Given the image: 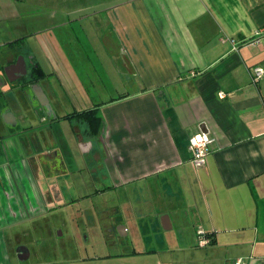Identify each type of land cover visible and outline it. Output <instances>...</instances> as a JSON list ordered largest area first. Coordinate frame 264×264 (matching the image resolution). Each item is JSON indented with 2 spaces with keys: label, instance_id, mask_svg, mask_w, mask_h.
Listing matches in <instances>:
<instances>
[{
  "label": "crops",
  "instance_id": "0c3cea01",
  "mask_svg": "<svg viewBox=\"0 0 264 264\" xmlns=\"http://www.w3.org/2000/svg\"><path fill=\"white\" fill-rule=\"evenodd\" d=\"M20 56L42 70L36 91L30 75L5 74ZM255 67L264 0H0V259L52 236V213L90 201L123 237L167 232L166 246L126 250L135 262L264 264ZM203 125L215 142L195 168L189 139ZM199 231L213 243L198 247Z\"/></svg>",
  "mask_w": 264,
  "mask_h": 264
},
{
  "label": "rangeland",
  "instance_id": "374dc122",
  "mask_svg": "<svg viewBox=\"0 0 264 264\" xmlns=\"http://www.w3.org/2000/svg\"><path fill=\"white\" fill-rule=\"evenodd\" d=\"M32 117L36 118L34 113H32ZM82 175L84 179L81 177L80 181L87 185L82 192L86 193L87 189L92 192L87 173L84 172ZM98 213L100 212H95L90 201L80 202L72 208L67 207L52 213L49 215L52 222V236L36 239L32 244H28L27 246L31 249L28 260L21 261L18 254L12 252L8 258L0 259V264H82L79 262L81 259L74 260L73 256L83 258L85 261L92 259L86 264H155L151 258L140 263L123 254L129 248L140 250L144 247L161 248L166 246L165 239L159 237L166 235L165 230L135 227L129 228L130 235L123 237L118 223L106 220L98 221V217L101 216ZM38 249L48 251L47 256L37 253ZM202 251H206V249ZM162 256H165L162 259V264H172L174 259L178 264H188L189 262L188 257L185 259L169 254Z\"/></svg>",
  "mask_w": 264,
  "mask_h": 264
},
{
  "label": "built area",
  "instance_id": "2783aa9c",
  "mask_svg": "<svg viewBox=\"0 0 264 264\" xmlns=\"http://www.w3.org/2000/svg\"><path fill=\"white\" fill-rule=\"evenodd\" d=\"M262 31L257 32L260 35ZM264 77V69L262 67H255L252 75V82L257 85ZM220 98H225L224 93H220ZM215 139L212 137L211 132L206 126H201L200 131L192 135L189 139V151L192 158L191 163L195 168H201L207 165L208 157L210 154L211 146L214 144ZM211 244V238L202 231L198 232V247L205 248ZM236 264H244L242 259H239Z\"/></svg>",
  "mask_w": 264,
  "mask_h": 264
},
{
  "label": "flooded vegetation",
  "instance_id": "af4514ba",
  "mask_svg": "<svg viewBox=\"0 0 264 264\" xmlns=\"http://www.w3.org/2000/svg\"><path fill=\"white\" fill-rule=\"evenodd\" d=\"M19 59L14 64H12L9 67L4 69L5 74L7 75L8 78L14 79L17 76H19L20 73H22L23 70L21 69L20 66L14 68V66L18 63ZM41 74H42V71L39 70V68H37L36 66L31 68V72L29 74V70H28V68L26 66V74L24 76L20 77V79L21 78H27V76L30 75L32 77V81L31 82L33 84V82L37 83L39 81V78H40ZM20 79H18V80H20ZM34 84H33L32 88H33V91H36L34 89V86H35ZM86 134L93 135V133L91 132V129H90L88 124H87ZM27 245L28 244H26V243L17 245L15 252L18 254L19 258L25 259L26 256L28 257L26 260H28L30 258L31 249ZM27 251H28V253H27ZM36 252L41 254V255H44V256H47V253H48V251H46L44 249H42V250L39 249V251H36Z\"/></svg>",
  "mask_w": 264,
  "mask_h": 264
},
{
  "label": "trees",
  "instance_id": "16d2710c",
  "mask_svg": "<svg viewBox=\"0 0 264 264\" xmlns=\"http://www.w3.org/2000/svg\"><path fill=\"white\" fill-rule=\"evenodd\" d=\"M40 76H42V74ZM82 118L85 119V122L89 125L93 135H96L99 132L101 126V120L98 117H96L95 112H87L86 114L82 115ZM212 243L213 242L211 241V244Z\"/></svg>",
  "mask_w": 264,
  "mask_h": 264
},
{
  "label": "water",
  "instance_id": "95a60500",
  "mask_svg": "<svg viewBox=\"0 0 264 264\" xmlns=\"http://www.w3.org/2000/svg\"><path fill=\"white\" fill-rule=\"evenodd\" d=\"M18 66H20L21 69H22L23 71H22V73H20L19 76H17L16 78H14V79L9 78L11 81L18 80V79H20V77H22V76H24V75L26 74V65H25V61L23 60V58H20V59H19L18 63L14 66V68H16V67H18ZM39 88H40V87H39ZM40 92L42 93L41 88H40ZM41 93H40V94H41ZM42 94H44V93H42ZM37 95H38V97H39V93H38V92H37ZM43 96H44V95H43ZM45 99L47 100L46 96H45ZM47 106H48V105H47ZM44 168H45V167H44ZM48 169H50V168H48ZM45 170H46V168H45ZM27 253H28V251H27ZM27 258H28V257L26 256L25 259H22V258H20V259H21V261H25Z\"/></svg>",
  "mask_w": 264,
  "mask_h": 264
}]
</instances>
